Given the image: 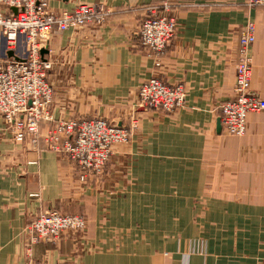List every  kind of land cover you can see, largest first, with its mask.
Returning a JSON list of instances; mask_svg holds the SVG:
<instances>
[{
  "label": "crops",
  "instance_id": "0c3cea01",
  "mask_svg": "<svg viewBox=\"0 0 264 264\" xmlns=\"http://www.w3.org/2000/svg\"><path fill=\"white\" fill-rule=\"evenodd\" d=\"M51 0L55 10L102 3L100 25L54 32L50 106L58 119L103 118L137 126L111 146L100 176L79 180L74 162L15 142L0 117V264H264V112L243 135L217 129L233 97L239 31L255 25L250 93L264 99V0ZM173 4L177 28L156 65L136 29L148 5ZM23 47L19 43L17 52ZM0 34V59L8 58ZM181 82L173 112L138 105L146 80ZM82 214L81 232L29 243L40 212Z\"/></svg>",
  "mask_w": 264,
  "mask_h": 264
},
{
  "label": "built area",
  "instance_id": "2783aa9c",
  "mask_svg": "<svg viewBox=\"0 0 264 264\" xmlns=\"http://www.w3.org/2000/svg\"><path fill=\"white\" fill-rule=\"evenodd\" d=\"M50 1L0 0V34L16 57L0 60V117L15 142L47 147L74 161L78 171L96 169L99 173L106 166L111 146L128 140L137 119L132 118L127 126H113L103 118L56 120L50 109L52 88L46 80L51 63L40 56V50L52 33L100 25L109 11L102 3L86 2L69 10H55ZM262 2L248 1L250 5ZM172 6L148 5L136 29L141 46L154 56L156 65L177 28L175 17L169 14ZM254 40V22L247 20L238 35L234 95L217 107L220 123L231 135L244 134L249 113L264 112V99L253 96L249 89ZM19 43L24 46L22 55L17 52ZM186 95L183 83L152 77L140 85L137 102L143 108L173 112L184 106ZM86 223L82 214L40 212L24 233L30 244L51 242L66 231L82 232Z\"/></svg>",
  "mask_w": 264,
  "mask_h": 264
},
{
  "label": "rangeland",
  "instance_id": "374dc122",
  "mask_svg": "<svg viewBox=\"0 0 264 264\" xmlns=\"http://www.w3.org/2000/svg\"><path fill=\"white\" fill-rule=\"evenodd\" d=\"M163 4V3H162ZM169 4H171V3H169ZM173 5V4H172ZM64 31V30H63ZM56 32H60V31H56ZM53 34V33H52ZM20 44H22V43H20ZM47 44L48 43H46V45L43 47V48H41V49H47V53H48V47H47ZM22 47H23V49H22V51H21V55L23 54V51H24V46H23V44H22ZM41 51V50H40ZM45 55V54H44ZM44 55L42 56V58L44 57ZM41 56V55H40ZM6 59V58H5ZM0 60H3V58L2 59H0ZM156 62V61H155ZM134 133V131H132L131 132V134H130V136H129V138H128V140L130 139V137L132 136V134ZM127 140V141H128ZM20 143V142H19ZM24 143V142H23ZM25 143H27V142H25ZM29 144V143H28ZM29 145H31V144H29ZM32 147H35V146H33V145H31ZM110 153H111V151H110ZM109 156H110V154H109ZM68 158V157H67ZM69 159V158H68ZM71 160V159H70ZM108 160H109V158H108ZM72 161V160H71ZM72 162H74V161H72ZM108 162V161H107ZM75 163V162H74ZM76 164V163H75ZM107 164V163H106ZM77 166V165H76ZM105 168V167H104ZM103 171H104V169L101 171V172H99V173H97V171H96V169H87L86 171L85 170H82V171H80L79 170V180L80 181H85V179H86V177H88V176H100V175H102L103 174ZM50 212V211H49ZM68 215H74V214H68Z\"/></svg>",
  "mask_w": 264,
  "mask_h": 264
},
{
  "label": "water",
  "instance_id": "95a60500",
  "mask_svg": "<svg viewBox=\"0 0 264 264\" xmlns=\"http://www.w3.org/2000/svg\"><path fill=\"white\" fill-rule=\"evenodd\" d=\"M12 10H13L14 12H16V8H12ZM46 53H47V49H46V48H45V49H41V51H40V55H41V57H42L44 54H46ZM7 56H8V57H14V58H16L15 55H14V52H13L12 50H8V51H7ZM219 127H220V120H219V118H218L217 129H219Z\"/></svg>",
  "mask_w": 264,
  "mask_h": 264
}]
</instances>
